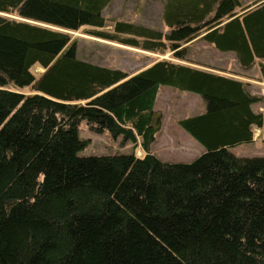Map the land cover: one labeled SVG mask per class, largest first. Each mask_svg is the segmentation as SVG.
Masks as SVG:
<instances>
[{
	"label": "trees",
	"instance_id": "obj_1",
	"mask_svg": "<svg viewBox=\"0 0 264 264\" xmlns=\"http://www.w3.org/2000/svg\"><path fill=\"white\" fill-rule=\"evenodd\" d=\"M111 1L0 0V264H264V157L233 151L256 129L264 141L263 97L185 48L201 37L236 54L229 73L253 78L257 64L264 82V0H167L168 33L109 29ZM66 30L204 68L165 59L129 74L80 59ZM166 86L206 103L178 122L204 147L191 163L151 149ZM83 120L135 150L79 156Z\"/></svg>",
	"mask_w": 264,
	"mask_h": 264
},
{
	"label": "rangeland",
	"instance_id": "obj_2",
	"mask_svg": "<svg viewBox=\"0 0 264 264\" xmlns=\"http://www.w3.org/2000/svg\"><path fill=\"white\" fill-rule=\"evenodd\" d=\"M253 1L255 0H241L244 5ZM166 4L167 0H112L104 10V16L108 20L109 29L112 28L114 21H125L168 33L170 28L165 21ZM65 32L71 34L73 39H77V52L80 59L97 65L121 69L129 74H135L152 65L157 60L166 59L185 64L184 61L172 58L170 51L161 55L91 37L82 31L74 32L66 30ZM197 40H200V42L193 41L185 47L186 57L189 60L205 64L211 68H217L211 69L205 67L207 70L220 74H223L221 72L224 71L234 73L241 71V66L237 56L234 55L235 53L220 51L201 37ZM43 71L40 66L33 68V73L36 76H40ZM248 73L253 78H246L248 80H244V82L248 86L252 84L253 89L256 90L255 94L264 97L262 95V92H264V82L259 80L260 71L258 65L256 64ZM161 88L159 95L161 98H159L156 108L161 117V130L156 134L151 149L164 162L191 163L204 153V147L185 131L178 122L185 117L202 113L193 112V109L198 108L197 104H195L192 98H185L184 96H190L189 94H194L199 98L201 96L169 86ZM15 90L26 94L30 93L28 87L22 89L15 88ZM165 90H172L176 95H164ZM177 95L182 97L180 98ZM260 104L264 106V101L260 102ZM257 134H259L258 130ZM79 136L81 139L90 140L89 145L79 152V156L81 157L131 154L135 150L134 143L126 141L123 135L115 137L109 131L96 133L91 129L86 120H83L79 126ZM254 141L236 147L233 150L234 153L246 157H264V141L259 138ZM136 152L139 156L144 154L141 146L136 149Z\"/></svg>",
	"mask_w": 264,
	"mask_h": 264
},
{
	"label": "crops",
	"instance_id": "obj_3",
	"mask_svg": "<svg viewBox=\"0 0 264 264\" xmlns=\"http://www.w3.org/2000/svg\"><path fill=\"white\" fill-rule=\"evenodd\" d=\"M198 40H196V41H194V42H197ZM198 42H200V40L198 41ZM234 55H236V54H234ZM185 64H189V65H192V66H195V67H201V66H198V65H194V64H190V63H186L185 62ZM201 68H204V67H201ZM231 70V69H230ZM229 72H231V71H225V72H221V73H223L224 75H227V76H230V77H234V78H238V79H240V80H245V81H247L248 79H246V78H243V77H238V76H236V75H232L231 73H229ZM246 83V82H245ZM247 84V83H246ZM165 88V87H164ZM247 88L249 89V91L252 93V94H255L256 92V90H254L253 89V86H252V84L251 85H249L248 86V84H247ZM162 89V88H161ZM161 89H160V91H161ZM176 91V90H175ZM263 94L262 95H264V92H262ZM165 94H173V95H176L174 92H172V90H165L164 91V95ZM159 95H160V92H159ZM190 96H184L185 98H192V100H194L195 101V104H197V106H198V108H195V109H193V112H204L205 110H206V103H205V101L203 100V98L201 97V98H199L198 96H196V95H192V94H189ZM255 95H259V94H255ZM161 96H163V95H161ZM178 97H182V96H179V95H177ZM260 96V95H259ZM261 97H263V96H261ZM159 98H161L160 96H158V100H159ZM158 100H157V102H158ZM263 101H264V97H263ZM156 108H157V104H156ZM253 109L255 110V111H264V106H262L260 103H257V104H254L253 105ZM259 131V134H257V129H256V132H255V140H258V138L259 139H261V130H258ZM255 142V141H254ZM234 150V149H233Z\"/></svg>",
	"mask_w": 264,
	"mask_h": 264
},
{
	"label": "bare ground",
	"instance_id": "obj_4",
	"mask_svg": "<svg viewBox=\"0 0 264 264\" xmlns=\"http://www.w3.org/2000/svg\"><path fill=\"white\" fill-rule=\"evenodd\" d=\"M258 130V129H257Z\"/></svg>",
	"mask_w": 264,
	"mask_h": 264
}]
</instances>
